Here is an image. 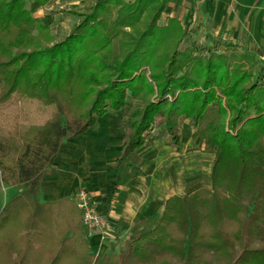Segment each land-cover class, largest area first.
Listing matches in <instances>:
<instances>
[{"label": "trees", "instance_id": "trees-1", "mask_svg": "<svg viewBox=\"0 0 264 264\" xmlns=\"http://www.w3.org/2000/svg\"><path fill=\"white\" fill-rule=\"evenodd\" d=\"M169 1L94 0L65 10L79 20L54 39L25 0H0V106L54 108L38 138L0 137V191L25 187L0 209V264H264V66L251 74L253 54L199 45L176 17L159 25ZM111 110L123 113L118 168L155 139L179 151L190 119L210 185L169 196L153 228L94 255L75 203L38 193L62 140Z\"/></svg>", "mask_w": 264, "mask_h": 264}, {"label": "crops", "instance_id": "crops-1", "mask_svg": "<svg viewBox=\"0 0 264 264\" xmlns=\"http://www.w3.org/2000/svg\"><path fill=\"white\" fill-rule=\"evenodd\" d=\"M92 1L72 0L67 3L81 2L87 6ZM58 2L25 0V5L44 24L53 19L54 27H58L61 13L51 16L49 12ZM172 4L171 1L166 9V18L175 16L170 7ZM180 5L177 18L184 22L181 24L188 37L197 34L205 45L218 38L237 44L240 51L255 56V68H259L260 57L264 56V0H181ZM68 16L71 20L75 18L72 14ZM111 111L115 112L109 114V111L106 113L109 115L98 117L95 124L83 133L62 140L53 161L44 169L38 193L41 202L62 198L73 201V195L79 188L86 189L99 202L98 210L103 216L106 233L102 246L108 254L116 253L130 236L153 228L165 200L171 195L182 194L189 176L196 175L210 185L213 157L199 148L198 151L192 150L196 153V163L193 166L187 164L182 124L185 122L188 126L187 136L189 131L192 135L193 127L190 119H184L180 128L179 151L167 138L155 139L134 150L118 168L116 159L120 155L124 131L121 124L123 113L116 116L118 111ZM191 140V144L198 146ZM207 156L208 163L200 161ZM5 188H16L17 192L12 197L25 190L23 185L3 186L2 190ZM7 201L1 203L0 209ZM88 243L90 253L96 255L100 248L99 237H92Z\"/></svg>", "mask_w": 264, "mask_h": 264}, {"label": "rangeland", "instance_id": "rangeland-1", "mask_svg": "<svg viewBox=\"0 0 264 264\" xmlns=\"http://www.w3.org/2000/svg\"><path fill=\"white\" fill-rule=\"evenodd\" d=\"M71 1L72 0H67V1L59 0V2L56 3L51 10H49L51 16H53L56 13H61V16H59L60 24L58 27H54V25L52 23L53 19H50L49 22L45 23V24L49 25V34L52 35V37L54 39H58V38L64 36L65 34H67L69 32L68 30L71 29L72 25L79 20L78 16L72 14L75 16V18L72 19L74 21L72 23L71 17L68 16V14H70V13L65 11L66 9H71V10H75V11L77 10L79 12H86L87 6L90 4L89 3L87 6H83L84 4H82L81 2H79V3L76 2L73 4L67 3V2H71ZM171 1L173 2V4L170 6V7H172L171 11H172L173 15H175L177 18L178 15L180 14V10H181L180 9L181 0H171ZM171 1H169L167 3L165 9L162 11L161 17L158 20L159 25H165L167 23V19L170 18V17L166 18L165 14L167 13L166 9L168 8L169 3ZM128 2H130V1H128ZM66 6L69 8H66ZM174 11H176V14L174 13ZM175 16H173V17H175ZM181 22H182V20H181ZM42 23H44V22H42ZM182 24H184V22H182ZM69 27H70V29H68ZM200 37L197 36V34H192L191 37L189 36V38H191V40H195L199 45H201L203 40L200 39ZM256 69L257 68L254 67L253 69L249 70V72L251 74H255ZM75 106H73V108L71 109L72 111L75 110ZM53 110H54V108L52 105L46 103L44 100H42L38 97H34V98L29 99V98H18V97L16 98L15 96H13V98L11 99V101L9 103H7L3 106H0V137L17 136V138L20 139L21 141L22 140L26 141V140L38 138L39 136H41L46 131L47 125L50 123ZM112 112H115V111H110L109 114H111ZM109 114H106V115H109ZM121 114H122V112H120V111L115 113L116 116H119ZM106 115H104V116H106ZM62 121H64L63 118H62ZM182 127H183L181 130V135L183 136L182 137L183 138L182 143H183V146L185 148L184 149V157L187 160V164L193 166L197 160H196V153L192 152V150L198 151L199 148H201V147L199 145L194 146L193 144H191V141H192L191 140L192 139L191 131L188 132V136H187L186 128L188 126L186 125L185 122L182 124ZM185 139H186V141H185ZM200 161L204 162V163H208V161H209L208 156L206 158H200ZM209 178H210V174H209ZM158 183H159V181H158ZM186 183L187 184H186L182 193L189 192L190 190H192L198 186H209L208 182L201 181L200 178H198V176H196V175L189 176ZM3 186H7V185L1 186L0 205H1V203L5 202L7 200H10L11 198H14V197H12L13 196L12 194H14V193L16 194V192H17L16 188L13 190H7V188L2 190Z\"/></svg>", "mask_w": 264, "mask_h": 264}, {"label": "built area", "instance_id": "built-area-1", "mask_svg": "<svg viewBox=\"0 0 264 264\" xmlns=\"http://www.w3.org/2000/svg\"><path fill=\"white\" fill-rule=\"evenodd\" d=\"M261 66H264V56L260 57L259 68ZM73 201L81 211V222L85 238L90 240L92 237L98 236L99 245L103 247L106 233L103 229V216L98 210V200L93 198L86 189L79 188L73 195Z\"/></svg>", "mask_w": 264, "mask_h": 264}]
</instances>
